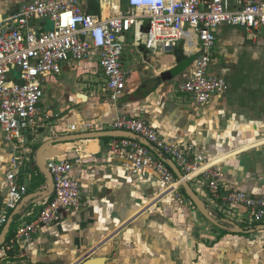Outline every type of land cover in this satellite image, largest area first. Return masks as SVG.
Segmentation results:
<instances>
[{
    "label": "crops",
    "instance_id": "1",
    "mask_svg": "<svg viewBox=\"0 0 264 264\" xmlns=\"http://www.w3.org/2000/svg\"><path fill=\"white\" fill-rule=\"evenodd\" d=\"M30 1L0 0V18ZM122 3L86 0L83 9L106 18L116 14L113 7L127 8V0ZM49 26L37 23L40 32ZM217 37L213 71L225 80L227 90L203 107L178 91L179 82L190 76L194 60L188 55L191 49L187 48L186 55L192 63L171 78L169 72L179 68L173 53L146 52L142 45H134L132 35H127L123 58L126 70L131 72L127 94L119 102L113 103L104 91L106 81L99 56L48 78L41 104L48 120L43 122L38 135L28 134L29 161L19 176V182L28 188L25 198L45 190L46 176L36 167V155L42 145L76 134L113 131L112 123L122 116L143 118L167 144L193 142L197 155L219 165L226 190L244 192L250 197L263 196L264 37L228 26L219 28ZM74 75L92 79L89 84L75 86L71 82ZM85 124L92 125L90 132L83 131ZM72 125L78 127L77 132L68 130ZM112 140L77 141L52 147L62 154L58 157L83 159L71 172V177L82 185V205L77 210L65 211L57 224L35 235L21 251L0 264H77L88 255L106 258V264H264V231L233 234L215 227L199 213L196 222V208L184 195L182 186L178 191L175 186L163 192L156 179H134L125 163L107 155L106 145ZM9 162L10 150L0 128V215L5 209ZM190 186L218 218L244 229L264 225L243 223L240 215L244 210L221 213L204 188L197 183ZM45 200L29 203L17 221L18 216L15 217L7 239L20 225L38 219Z\"/></svg>",
    "mask_w": 264,
    "mask_h": 264
},
{
    "label": "built area",
    "instance_id": "2",
    "mask_svg": "<svg viewBox=\"0 0 264 264\" xmlns=\"http://www.w3.org/2000/svg\"><path fill=\"white\" fill-rule=\"evenodd\" d=\"M86 0H31L16 12L0 18V128L10 150L5 209L0 230L8 223L28 193L19 182L26 162L27 136L38 135L48 116L41 108L44 84L71 66H82L99 56L105 76L104 91L113 103L127 94L130 71L123 64L127 35L146 52L173 53L190 48L193 65L188 79L180 81L178 91L189 95L196 106L208 105L227 90L226 82L213 71L219 28L240 27L255 37L264 32V0H127V10L113 7L114 16L97 17L83 9ZM117 9V10H115ZM50 26L42 32L37 23ZM146 29V30H145ZM113 131L129 132L146 139L164 157L172 160L189 184L205 189L221 213L240 215L243 223L264 224V195L250 197L244 192L226 190L222 171L212 160L197 155L193 142L167 144L143 118L122 116L112 123ZM70 132H77L72 125ZM92 130L85 124L84 132ZM113 160L126 164L136 180L156 179L163 192L181 183L169 166L138 140L113 139L106 145ZM82 158L47 160L54 182L53 195L41 207L35 222L18 227L0 246V262L21 251L35 235L57 224L65 211L82 205V185L71 177ZM197 171H201L194 176ZM174 191V192H175Z\"/></svg>",
    "mask_w": 264,
    "mask_h": 264
},
{
    "label": "water",
    "instance_id": "3",
    "mask_svg": "<svg viewBox=\"0 0 264 264\" xmlns=\"http://www.w3.org/2000/svg\"><path fill=\"white\" fill-rule=\"evenodd\" d=\"M173 55L176 58V63L179 65V68L175 69L172 72H169V76L171 78L177 77L187 67V61L189 60V57L186 55L183 46L174 50ZM104 138L138 140L142 145L155 151L158 154V156L174 172L179 182L181 183V186L186 196L194 204L196 211L194 212L193 216L196 222H198L197 213H199L215 227L221 230L229 231L233 234H255L257 232L264 231V225L257 226L254 229H244L235 222L226 219H219L217 216L211 213L207 207L206 202L199 195L196 194V192L193 190L190 184L186 181L184 175L182 174L178 166L172 160L165 159L164 156L143 137H140L133 133L121 132V131L91 132L85 134L71 135L61 139H52L41 146V148L38 150L36 155V167H38L40 172L46 176L47 183L45 186V190L28 196L21 202V204L16 208V210H14L9 222L7 223V225L5 226V228L3 229L0 235V246L6 242L7 236L10 233L11 226L14 223L15 217L19 216L21 211L25 207H27L29 203L33 202L34 204H36L52 196L54 190V182L51 173L47 169V160L62 155L57 150H54L52 147L62 143L100 140ZM90 256L91 255H88L86 258L78 261L77 264H106L107 262L106 258H90Z\"/></svg>",
    "mask_w": 264,
    "mask_h": 264
},
{
    "label": "rangeland",
    "instance_id": "4",
    "mask_svg": "<svg viewBox=\"0 0 264 264\" xmlns=\"http://www.w3.org/2000/svg\"><path fill=\"white\" fill-rule=\"evenodd\" d=\"M122 2H123L122 3V5H123L124 2L126 3V0H122ZM126 10H124V7H123V12H125ZM261 36L264 37V32L261 34ZM263 46H264V42H263ZM191 63L192 62L189 59L187 61V66L190 65ZM123 64H124V61H123ZM124 67H125V69H127V67L125 66V64H124ZM91 79L92 78L88 77L87 75H84V76L81 75L80 77H78L77 75H74L73 78L71 79V82L74 83L75 86H83V85L89 84L88 82H90ZM219 219H221V217ZM243 226H245V225H243Z\"/></svg>",
    "mask_w": 264,
    "mask_h": 264
},
{
    "label": "bare ground",
    "instance_id": "5",
    "mask_svg": "<svg viewBox=\"0 0 264 264\" xmlns=\"http://www.w3.org/2000/svg\"><path fill=\"white\" fill-rule=\"evenodd\" d=\"M105 1V0H104ZM108 3V2H107ZM104 4H105V2H104ZM105 7V6H104ZM106 8V7H105ZM108 8V7H107ZM109 9V8H108ZM107 10V9H106ZM84 101V100H83ZM212 165H214L213 163H211ZM199 173H201V171H197L195 174H194V176H196V175H198Z\"/></svg>",
    "mask_w": 264,
    "mask_h": 264
},
{
    "label": "trees",
    "instance_id": "6",
    "mask_svg": "<svg viewBox=\"0 0 264 264\" xmlns=\"http://www.w3.org/2000/svg\"><path fill=\"white\" fill-rule=\"evenodd\" d=\"M127 8H126V5H124V10H126ZM183 192H184V190H183ZM184 195H186L185 194V192H184ZM17 219H19V216L16 218V221H17ZM12 233V229H11V232H10V234Z\"/></svg>",
    "mask_w": 264,
    "mask_h": 264
}]
</instances>
